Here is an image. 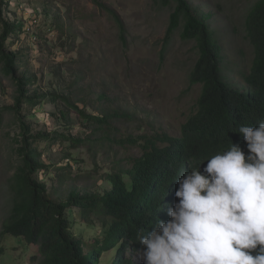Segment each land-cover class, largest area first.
<instances>
[{"label":"rangeland","instance_id":"rangeland-1","mask_svg":"<svg viewBox=\"0 0 264 264\" xmlns=\"http://www.w3.org/2000/svg\"><path fill=\"white\" fill-rule=\"evenodd\" d=\"M2 1L4 17L23 24L7 45L20 55V74L33 79L31 93L68 96L86 114L95 117L123 114L111 120V141L102 146L96 140L104 134V127L86 122L62 99L46 101L30 112L25 109L22 119L34 133L57 132L94 140L74 150L63 148L60 143L41 144L47 164L67 166L44 175L54 199L65 200L72 189L80 194L109 191V175L130 168L132 158L141 156L145 140L158 133L180 134L201 86L190 84V73L198 58L195 43L182 40L178 32L162 57L163 39L174 6L162 7L156 0H101L124 22V44L117 25L93 0ZM256 1L188 0L194 12L208 20L222 45L226 65L235 67L229 76L238 88L242 87L238 71L249 69L253 59L244 26ZM15 96L13 80L0 75V109L13 107ZM3 118L0 247H7V252L0 264H30L29 257L37 254V249L1 234L11 209L9 182L20 163L16 139L21 132L13 113L5 111ZM69 220L72 231L78 236L83 234L86 248L105 227L104 218L97 215H91L83 224L79 214H69ZM125 255L135 254L128 251ZM118 257L117 248H112L102 254L100 264H115ZM135 262L143 263L138 257Z\"/></svg>","mask_w":264,"mask_h":264},{"label":"trees","instance_id":"trees-1","mask_svg":"<svg viewBox=\"0 0 264 264\" xmlns=\"http://www.w3.org/2000/svg\"><path fill=\"white\" fill-rule=\"evenodd\" d=\"M93 1L117 25L125 44V25L121 17L101 0ZM156 1L162 7L174 6L163 39L162 57L178 32L182 40L195 43L198 58L190 73V84L201 86V91L190 116L178 136L158 133L145 140L141 156L132 158L130 168L109 175L112 185L109 191L80 194L72 189L65 200H56L49 192L44 175L51 169L64 170L67 166L47 164L42 158L41 144L60 143L63 148L74 150L94 140L57 132L34 133L31 125L22 119L25 109L30 112L46 101L62 99L86 122L104 127V134L96 140L102 146L111 141L108 133L111 120L123 114L105 113L102 118L95 117L86 114L68 96L31 93L29 87L33 79L20 74V55L7 45L23 24L4 17L0 0V75L12 79L16 86L15 105L0 109V126L4 121L3 112L10 111L20 122L21 129L16 139L20 163L10 178L11 209L2 224L1 234L37 249V254L29 257L30 264H100L102 254L112 248H117L119 254L115 264H137L125 253L135 254L143 247L137 237L151 231L157 219H170L166 209L178 202L175 196L178 181L191 170L190 162L196 167L204 160L200 165L203 172L207 165L205 159L226 150L232 142L249 154L243 136L234 131L240 125L258 127V121L264 120V0H257L245 19L246 40L253 49V59L249 69H240L237 73L241 88L235 86L229 76L235 67L226 65L222 45L208 20L198 16L188 0ZM69 214H79L82 224L88 222L91 215L104 218L105 227L90 240L89 248L83 245V234L78 236L72 231ZM6 252L7 247L1 246L0 259Z\"/></svg>","mask_w":264,"mask_h":264},{"label":"clouds","instance_id":"clouds-1","mask_svg":"<svg viewBox=\"0 0 264 264\" xmlns=\"http://www.w3.org/2000/svg\"><path fill=\"white\" fill-rule=\"evenodd\" d=\"M240 125L238 145L201 161L178 181L169 220L157 219L137 241L143 264H264V120Z\"/></svg>","mask_w":264,"mask_h":264}]
</instances>
